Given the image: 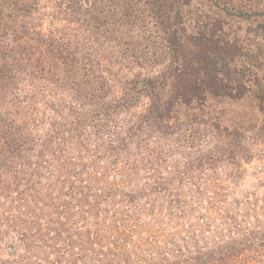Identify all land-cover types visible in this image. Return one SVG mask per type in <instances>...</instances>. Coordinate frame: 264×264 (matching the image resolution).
<instances>
[{
  "label": "trees",
  "instance_id": "trees-1",
  "mask_svg": "<svg viewBox=\"0 0 264 264\" xmlns=\"http://www.w3.org/2000/svg\"><path fill=\"white\" fill-rule=\"evenodd\" d=\"M51 5L45 31L35 23L41 0H0V263L264 264V223L245 227L262 217L248 200L209 240L189 225L150 255L137 242L144 229L159 242V206L172 218L188 213L192 199L169 194L174 186L199 190L207 173L222 178L230 167L225 198L254 159L250 144L264 143V0ZM115 66L139 71L118 76ZM142 100L144 113L123 124ZM204 138L213 146L201 152ZM169 140L194 157L164 176ZM147 170L153 179L140 183ZM44 173L54 176L46 185Z\"/></svg>",
  "mask_w": 264,
  "mask_h": 264
},
{
  "label": "rangeland",
  "instance_id": "rangeland-1",
  "mask_svg": "<svg viewBox=\"0 0 264 264\" xmlns=\"http://www.w3.org/2000/svg\"><path fill=\"white\" fill-rule=\"evenodd\" d=\"M52 0H41V4L44 7L43 11H41L42 17H40L38 20H35V23L37 27L41 30L47 31L48 28V19L47 18L49 14L53 13L52 8ZM110 70L113 73H116L118 76H121L122 74L126 76H130L135 74L138 69L135 68L134 71H129L125 68H121L119 66H115L113 68H110ZM105 74L109 79L111 80L112 75L110 72L105 71ZM119 90V88H118ZM121 93V91H120ZM61 97V96H60ZM52 98V97H51ZM57 99H60L56 97ZM62 98V97H61ZM64 102L70 101V97L63 96ZM147 102L146 100H142L139 105L130 111L123 114L124 122H134L137 120V118L144 113L146 110ZM57 110L54 111H48L49 115L56 114ZM204 128V127H203ZM118 129V128H117ZM211 130V129H206ZM189 136V135H188ZM185 137L183 144L186 142L190 143L192 138L194 137ZM146 138V137H145ZM154 139V138H153ZM153 139L150 141L151 144L149 146H146V152L151 155L150 159L154 160V152L153 148L155 141ZM211 139V138H210ZM204 141L197 145L201 152H205L208 150V148L213 146V143H210L211 140H207V138L203 139ZM200 146V147H199ZM251 149L254 151V159L251 163L245 164L241 170V181L239 183L238 188L234 187H226L225 193L226 197L223 198L222 192L219 190L221 179L224 176H227L228 172L231 170L230 167H225L224 170L221 171L223 176L222 178H214L210 176L209 173H207L203 177V185L201 186V189L197 190L195 187L199 188V185H193L191 184L190 187L186 185H181L179 190L174 186L175 189H171V191H168L169 194H179L181 195V198L183 199H192L188 200V213H186L184 216H179L172 218V216H169L165 212V208H161L160 206L156 209L155 215L156 218L162 223V226H160V229L156 226L154 228L155 231H158V237L159 242H156L154 240H151L150 233L146 232V229L142 230L141 233H139V236L141 237L137 238V242L140 241L142 244V248L144 250V255H150L147 250H152L154 246H157L159 244L160 248H165L168 246V240L167 236L168 234L172 233H178L179 231H182L183 229L186 230L184 233L187 232V229L185 227L191 225L193 227V234L200 235L201 233L205 236L207 240L211 239L213 236L218 235V232H222L223 226L222 221H225L224 215L231 211L235 213V216L240 217L241 214H243L245 210V204H248L249 202H253L258 204V207L255 211L251 213V217H258L259 224L252 219L250 220L248 225H245V227L254 228L255 226L259 225V227L264 223V217H263V209L260 210V207H264V188L260 187V189H256L253 186L258 185L259 179H264V143H260L256 146H251ZM206 149V150H204ZM158 152V150H156ZM199 152V151H198ZM197 152V153H198ZM196 153V154H197ZM167 154V159L164 160L165 156ZM193 149L192 151L188 147L180 146L178 143L173 142L172 140L166 141L163 146V152L161 151V159L158 161L161 169V174H164V176L174 175L176 173L175 170H182L185 164L191 160V158L194 157ZM106 164V163H105ZM162 164V166H161ZM20 166V165H19ZM18 166V168H19ZM157 167V165H155ZM197 174V170L195 171ZM153 174L152 170H147L146 173L141 172V179L140 183H145L147 181H151L153 177L151 176ZM260 177V178H259ZM54 179V176L52 173H44L43 179L41 180V183L43 185H46ZM208 179V181H207ZM222 182H225V184H230V181L227 179H222ZM136 190V187H135ZM204 190V195L202 198H200L199 194L201 191ZM171 192V193H170ZM158 198L159 202H162V200ZM245 200H248L245 203ZM244 202L245 204L242 205H236L235 202ZM144 202V201H143ZM20 209V206L17 208ZM23 210V207L21 208ZM1 212V209H0ZM5 225V224H4ZM222 226V228H221ZM147 228V227H146ZM264 228V225H263ZM8 227L5 228L3 226V230H7ZM179 230V231H178ZM183 233V234H184ZM209 234V235H208ZM224 236V235H223ZM144 239V241H141ZM136 242V243H137ZM201 244L203 242L201 241ZM155 248V247H154ZM138 256V255H137ZM154 256V255H153ZM147 257V256H146ZM150 257V256H148ZM4 260V259H3ZM2 262V260L0 261ZM1 264V263H0Z\"/></svg>",
  "mask_w": 264,
  "mask_h": 264
}]
</instances>
